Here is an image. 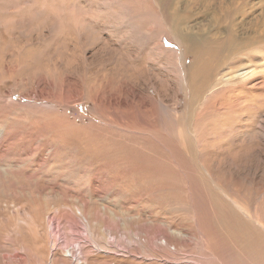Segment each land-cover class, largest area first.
Here are the masks:
<instances>
[{"label":"rangeland","instance_id":"obj_1","mask_svg":"<svg viewBox=\"0 0 264 264\" xmlns=\"http://www.w3.org/2000/svg\"><path fill=\"white\" fill-rule=\"evenodd\" d=\"M213 5L260 27L261 0H0V264H264V39L195 96L172 32Z\"/></svg>","mask_w":264,"mask_h":264},{"label":"bare ground","instance_id":"obj_2","mask_svg":"<svg viewBox=\"0 0 264 264\" xmlns=\"http://www.w3.org/2000/svg\"><path fill=\"white\" fill-rule=\"evenodd\" d=\"M261 1L264 2V0H261ZM205 2H206V0H205ZM209 2L210 1H208V3ZM218 2H219V0H218ZM184 3L186 4L187 2H184ZM224 3H225V1H224ZM232 4H233V2H232ZM254 4H256V3H254ZM186 6H187V4H186ZM256 6H257V4H256ZM211 7H213V8L211 9L212 11L209 12L210 19L208 20V24L204 27H202V26L195 27L193 25L195 29L199 30V31H196L195 33L192 32L193 26H191L192 28L188 27V26L186 27V25L189 24L188 23L189 20L187 18H184L181 15L175 13V14L179 15V16H175V23L173 25V31L172 32L175 36V39L180 45H182V47L184 48V52H191L192 51L191 53L194 57L193 63L195 65H193V63L191 65V70L193 71L191 73V77L193 78L194 81H196V84L194 85L195 88L192 89V90H195V96L196 95L197 96L202 95V93L206 89V86L209 85V81H210V77L212 75V71L217 69V67L220 65V63H223L228 58H234V59L239 58L237 55L236 56H233V55L235 53L237 54L239 52L243 53V52H241L242 48L247 49V47L249 45H251L255 39H257V40L264 39V12L261 15V19L259 22L260 27L255 32V34L254 35H247V37L245 39L240 40V39H238V36H236L237 27L235 24L231 23V21L236 23L235 22L236 20L233 19V15L243 13L244 12L243 8L239 7L240 9L225 10L223 13V10L221 8L222 6L213 5ZM208 8L209 7H207V9ZM223 8H225V7H223ZM244 14H246V13L244 12ZM240 18H241V15H240ZM224 20L230 22V23L226 24L225 31L222 30V28H223L222 25H224L223 24ZM190 24H191V22H190ZM180 29H182L184 31L191 29V31L190 30H189L190 32L187 31V34H186L187 36L180 37L178 35V32ZM252 32H253V30H252ZM223 35H225V36H223ZM205 42L207 44H210V42H212V44H213V46H211L212 49H209V52L211 53L212 60L214 59L215 62L213 61L214 63L212 65L211 64L212 61H211V63H210L211 66L209 65L208 60L204 61L203 58L197 54V52H200V51L195 52V50H193V48L196 47L198 45V43H201V48L202 47L205 48ZM162 50L164 51V49H162ZM222 52H225V55L222 58H220L221 57L220 55ZM229 55H232V56H229ZM217 57H218V62L216 63ZM219 59H220V62H219Z\"/></svg>","mask_w":264,"mask_h":264}]
</instances>
